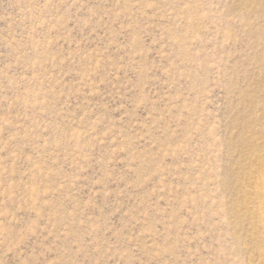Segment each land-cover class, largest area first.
<instances>
[{
	"label": "rangeland",
	"instance_id": "obj_1",
	"mask_svg": "<svg viewBox=\"0 0 264 264\" xmlns=\"http://www.w3.org/2000/svg\"><path fill=\"white\" fill-rule=\"evenodd\" d=\"M264 0H0V264H264Z\"/></svg>",
	"mask_w": 264,
	"mask_h": 264
},
{
	"label": "bare ground",
	"instance_id": "obj_2",
	"mask_svg": "<svg viewBox=\"0 0 264 264\" xmlns=\"http://www.w3.org/2000/svg\"><path fill=\"white\" fill-rule=\"evenodd\" d=\"M261 181L264 184V177L261 178ZM261 194H262L263 199L260 202V205L258 207V211H259V214H260V218L262 220V219H264V188L262 189Z\"/></svg>",
	"mask_w": 264,
	"mask_h": 264
}]
</instances>
